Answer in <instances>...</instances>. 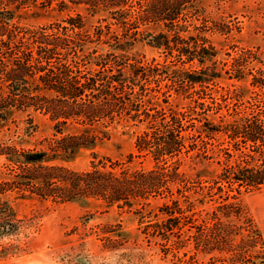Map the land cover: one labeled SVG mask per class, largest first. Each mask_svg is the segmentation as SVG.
<instances>
[{
  "label": "trees",
  "instance_id": "trees-1",
  "mask_svg": "<svg viewBox=\"0 0 264 264\" xmlns=\"http://www.w3.org/2000/svg\"><path fill=\"white\" fill-rule=\"evenodd\" d=\"M210 1L0 0V130L16 138L0 143L13 165L0 178V239L21 229L14 201L81 203L133 215L134 229L102 228L111 252L183 264L262 258L242 200L264 190V80H254V97L230 85L217 98L220 80L243 82L253 70L241 52L219 71L210 34L223 30L207 20ZM38 114L61 137L26 150ZM120 135L135 139L125 161L96 152ZM85 151L110 165L49 164Z\"/></svg>",
  "mask_w": 264,
  "mask_h": 264
},
{
  "label": "rangeland",
  "instance_id": "rangeland-1",
  "mask_svg": "<svg viewBox=\"0 0 264 264\" xmlns=\"http://www.w3.org/2000/svg\"><path fill=\"white\" fill-rule=\"evenodd\" d=\"M207 12L210 17L207 20L217 22L218 29L223 30L215 35L210 34V39L220 52L216 57L219 71L228 70V65L233 60L231 58L241 52L245 54L246 66L253 70V75L250 74L246 81L238 82L227 77L226 80H220L222 84L218 88L212 85V88L219 90L217 98L227 96L229 89H233L230 85L246 87L249 90L246 96L248 98L262 93L253 83L254 80H264V0H212ZM46 22L47 20H39L35 24ZM139 52L149 62L153 59L163 62L162 55L148 46L139 47ZM35 124L37 130L34 136L26 138L28 143L23 146L26 150H48L50 142L61 136L55 137L54 124L48 116L36 115ZM9 139L16 138L10 136L7 130H0V143ZM134 142L135 139L130 135H120L106 142L96 152L102 157L111 158L112 162H122L134 151ZM108 161L93 160L91 152L85 151L76 160H55L49 164L63 165L83 172L90 169L93 163L103 162L109 166ZM140 161L145 162L146 169H152L155 165L152 160ZM11 167L13 165L10 161L0 157V178H6ZM242 201L258 232V237L250 234L249 244L255 243L252 246H257L255 251H259L255 255L262 258H241L236 264H259L264 258V190L248 194ZM14 204L18 220H21L18 224L21 229L17 234L0 239V264H183L171 262L170 258L165 259L156 251L131 252L134 254L132 255L128 249L111 252L104 247L102 228L122 225L129 230L134 229L137 223L131 213L118 209L107 213L103 208L81 203L18 200ZM249 244L242 242L241 247L248 248ZM127 247L132 249L134 245Z\"/></svg>",
  "mask_w": 264,
  "mask_h": 264
}]
</instances>
